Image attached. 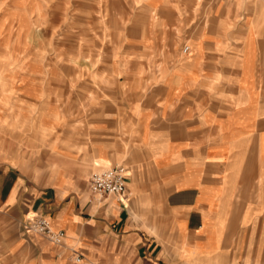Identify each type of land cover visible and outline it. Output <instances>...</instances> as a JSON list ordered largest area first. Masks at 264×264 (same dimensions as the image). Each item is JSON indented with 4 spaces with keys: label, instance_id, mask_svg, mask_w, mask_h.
Instances as JSON below:
<instances>
[{
    "label": "crops",
    "instance_id": "1",
    "mask_svg": "<svg viewBox=\"0 0 264 264\" xmlns=\"http://www.w3.org/2000/svg\"><path fill=\"white\" fill-rule=\"evenodd\" d=\"M149 1L134 7L141 12L134 23L143 24L150 39L172 36L175 26L182 38L192 40L202 31L207 37L203 44L201 35L200 48L191 54L181 57L171 47L167 55L168 62L183 63L164 69L177 67L180 78L169 74L162 83L165 123L153 127L148 115H127L118 124L116 115H101L93 134L115 135L120 128L138 147L126 151L104 140L85 146L77 172L67 170L63 155L49 169L36 164L27 174L25 159L0 153V264H75L78 255L96 264H264L262 33L253 35L251 46L244 31L228 38L230 27L222 26L236 20L222 0H155L168 16L153 27ZM203 6L205 16L194 15ZM17 118L26 124L27 115ZM176 119L180 123L170 125ZM10 120L0 115L1 131H8ZM98 159L109 165H97ZM120 160L129 163L125 199L108 197L96 206L88 168L103 171ZM133 179L139 196L151 200L139 210L155 226L132 214L138 210L128 187ZM37 214L63 232L61 246L26 229Z\"/></svg>",
    "mask_w": 264,
    "mask_h": 264
},
{
    "label": "rangeland",
    "instance_id": "2",
    "mask_svg": "<svg viewBox=\"0 0 264 264\" xmlns=\"http://www.w3.org/2000/svg\"><path fill=\"white\" fill-rule=\"evenodd\" d=\"M141 1L132 0L131 7L128 0H0V115H11L8 131L0 129L1 154L25 159L27 174L36 164L49 169L64 155L67 170L77 172L85 163L78 159L87 151L85 146L104 140L126 151L138 147L136 139L122 134L120 128L115 135L93 134L101 115H116L118 124L127 115H148L153 127L163 126L162 83L169 74L175 75L174 81L180 80L177 67L170 73L164 69L183 63L178 58L168 62L167 55L173 47L184 57V46L190 47L191 54L194 47L200 48L201 35H205L203 44L207 37L202 31L191 35L192 40L182 38L175 26L169 30L172 36L150 39L143 24L134 23L141 14L134 7ZM200 1L196 0L197 5ZM222 1L236 20L230 26L220 25L224 30L230 27L228 38L244 31L251 46L253 35L262 33L259 43L264 47L260 15L264 0ZM149 4L147 17L155 27L168 14L155 0ZM202 9L194 15L205 16ZM17 115H27L25 125L19 124ZM169 123L177 126L180 121ZM187 138L194 142L196 137ZM101 162L96 160L97 165ZM127 164L120 160L114 165ZM108 165L105 161L101 166ZM97 168L88 171L91 174ZM137 186L135 179L128 184L138 207L132 214L148 227L155 226L139 210L151 205V200L139 196ZM95 203L102 205V201Z\"/></svg>",
    "mask_w": 264,
    "mask_h": 264
},
{
    "label": "built area",
    "instance_id": "3",
    "mask_svg": "<svg viewBox=\"0 0 264 264\" xmlns=\"http://www.w3.org/2000/svg\"><path fill=\"white\" fill-rule=\"evenodd\" d=\"M189 51L188 47H184V52ZM127 184L126 169L122 165L114 168L93 172L89 177L88 192L91 197L90 201H105L108 197H116L118 202L125 194ZM27 230L46 239L54 246H61L63 244V232H54L48 220L41 215H34L28 220ZM75 264H96L84 257L78 255L75 258Z\"/></svg>",
    "mask_w": 264,
    "mask_h": 264
},
{
    "label": "bare ground",
    "instance_id": "4",
    "mask_svg": "<svg viewBox=\"0 0 264 264\" xmlns=\"http://www.w3.org/2000/svg\"><path fill=\"white\" fill-rule=\"evenodd\" d=\"M187 47H188L189 50H190V47H189V46H187ZM115 199L118 200L116 197H115ZM120 199H121V201H122V199L124 200V199H125V194H124Z\"/></svg>",
    "mask_w": 264,
    "mask_h": 264
}]
</instances>
